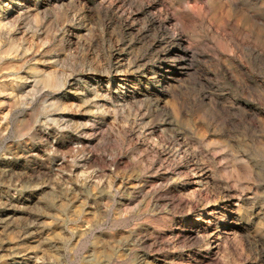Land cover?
<instances>
[{
	"label": "rangeland",
	"instance_id": "rangeland-1",
	"mask_svg": "<svg viewBox=\"0 0 264 264\" xmlns=\"http://www.w3.org/2000/svg\"><path fill=\"white\" fill-rule=\"evenodd\" d=\"M0 264H264V0H0Z\"/></svg>",
	"mask_w": 264,
	"mask_h": 264
},
{
	"label": "bare ground",
	"instance_id": "bare-ground-1",
	"mask_svg": "<svg viewBox=\"0 0 264 264\" xmlns=\"http://www.w3.org/2000/svg\"><path fill=\"white\" fill-rule=\"evenodd\" d=\"M186 47V46H185ZM176 53V52H175ZM181 55V54H180ZM183 55V54H182ZM169 77V76H168Z\"/></svg>",
	"mask_w": 264,
	"mask_h": 264
}]
</instances>
